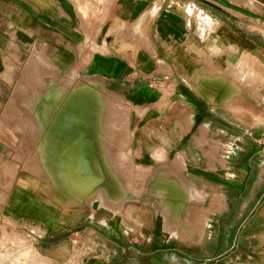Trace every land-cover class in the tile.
<instances>
[{"label": "crops", "instance_id": "1", "mask_svg": "<svg viewBox=\"0 0 264 264\" xmlns=\"http://www.w3.org/2000/svg\"><path fill=\"white\" fill-rule=\"evenodd\" d=\"M22 51L120 100L152 173L115 212L55 207L32 169L0 180V228L38 264H264V0H0V174L37 155L11 103Z\"/></svg>", "mask_w": 264, "mask_h": 264}, {"label": "rangeland", "instance_id": "2", "mask_svg": "<svg viewBox=\"0 0 264 264\" xmlns=\"http://www.w3.org/2000/svg\"><path fill=\"white\" fill-rule=\"evenodd\" d=\"M36 55V51L31 53L22 51L21 54L18 53L17 61L9 63L8 66L14 70L11 79V88H13L11 103L14 104L15 111L18 112L17 114L33 116L36 121L17 127L22 128V132L30 134V137L31 133L35 134L34 152L37 151V155L14 156L15 162L3 167L0 174L1 182L9 180L11 175H14L13 170H18L19 178L25 174L23 170L32 169L29 174L46 178L48 182L46 187L50 193L49 200L53 201L55 207L66 210L69 206L82 204L84 201L88 203L94 201L92 206H101L113 212H115L113 207H116L120 211L126 199V192L129 200H136L139 195L147 191V188H143L145 182L152 179L151 172L136 170L138 167L135 159L129 153L130 140L125 131L126 111L122 103L102 85L79 76L77 74L79 69L58 73L52 70L53 66L49 61L42 56H38L37 59ZM72 86L80 90L81 95L83 91L86 93L88 91L89 100L86 95V99L78 100L82 102V105L78 106H83L88 100L90 115L92 113L91 130L83 134L92 149L89 157L90 179L82 183L66 177L63 180L66 175L60 169L62 164L55 166L50 154L57 142L56 138L61 134L56 130V110L60 100L65 101L62 107L66 109L72 107L70 104L73 101H67L65 97ZM49 92L52 93L48 94ZM78 101L77 103L80 104ZM45 103L48 108L46 112L41 110ZM39 167L44 173L38 170ZM138 180L142 183L140 187L136 186ZM161 180L168 184L166 176ZM10 183L9 181L4 185L5 189L9 188ZM100 192H104L105 195L96 197L101 194ZM1 228L8 234L0 236V264H38L37 258L30 250L31 240L21 235L23 233L20 228L10 226L6 219L2 222Z\"/></svg>", "mask_w": 264, "mask_h": 264}, {"label": "bare ground", "instance_id": "3", "mask_svg": "<svg viewBox=\"0 0 264 264\" xmlns=\"http://www.w3.org/2000/svg\"><path fill=\"white\" fill-rule=\"evenodd\" d=\"M67 92L68 94L65 96L67 101H73L77 105L72 104V102L70 104L72 107L66 109L62 107L65 101L60 100L55 118L57 120L56 130L61 134L56 138L57 142L50 153L51 161L55 166L57 164H62L60 169L63 170L65 173L64 175H66L63 177V180L66 177L67 179L71 178L78 183H82L90 179L89 173L91 167L89 157L92 154V149L90 148V142L84 138V133H88L91 130L92 113L90 115L88 91L87 93L83 91L81 95L80 90L72 86ZM50 93L52 92L48 94ZM86 95L88 96L86 97ZM85 97L88 99L86 104L78 106L82 105V102L78 100ZM77 101L80 102V104L77 103ZM46 107L47 104L45 103L41 110L46 112L48 110Z\"/></svg>", "mask_w": 264, "mask_h": 264}]
</instances>
